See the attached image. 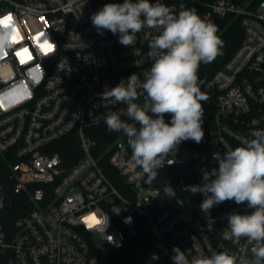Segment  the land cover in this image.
<instances>
[{
    "label": "built area",
    "instance_id": "obj_1",
    "mask_svg": "<svg viewBox=\"0 0 264 264\" xmlns=\"http://www.w3.org/2000/svg\"><path fill=\"white\" fill-rule=\"evenodd\" d=\"M122 2L0 0V18L11 14L20 33L13 49L0 57V154L9 163L3 202L15 231L8 241L0 218V259L9 249L11 264H101L142 225L151 247L130 264H173L174 247L189 259L220 251L243 255L251 247L245 239L222 238L228 214L250 212L246 204L226 201L209 214L201 212L203 195H192L186 186L201 185L204 171L218 169L214 153L234 150L252 138L250 130L264 129V63H257L264 54V0H159L176 13L194 9L217 26L219 36L234 23L243 33L211 76L218 115L197 166L174 180L180 182L170 203L129 163L124 135L110 132L104 122L107 113L126 105L100 94L133 73L143 80L152 63L149 42L158 34L145 29L133 47L121 45L119 34H99L92 14L106 3ZM224 118L233 121L223 125ZM96 128L105 131L103 142L94 136ZM65 138L75 140L76 149L63 157L56 148ZM190 142H182L169 157L174 163L159 170L180 162ZM108 164L122 191L105 172Z\"/></svg>",
    "mask_w": 264,
    "mask_h": 264
},
{
    "label": "clouds",
    "instance_id": "obj_2",
    "mask_svg": "<svg viewBox=\"0 0 264 264\" xmlns=\"http://www.w3.org/2000/svg\"><path fill=\"white\" fill-rule=\"evenodd\" d=\"M90 19L99 34L104 30L119 34L118 42L126 47H133L137 34L145 29L158 32L149 42L147 57L152 63L143 80L133 73L115 87L106 86L100 94L105 101L126 105L107 113L104 122L110 132L124 135L131 149L129 163L139 167L151 184L160 168L174 163L169 157L182 142L203 141V104L209 97L201 90L198 72L201 64L212 63L223 54L224 41L217 26L194 9L176 13L159 0L106 3ZM19 38L13 16L0 18V57L6 56ZM257 63H264V54L257 56ZM166 115H170V122H166ZM249 135L252 138L244 145L223 155L214 153L218 169L204 171L203 183L186 186V190L203 195L200 209L208 214L226 201L246 204L250 212L228 214L222 238L233 242L245 239L250 249L243 255L220 251L189 259L174 247L173 264H264V129L250 130ZM165 192L175 195L168 185ZM107 227L108 218L102 230Z\"/></svg>",
    "mask_w": 264,
    "mask_h": 264
},
{
    "label": "trees",
    "instance_id": "obj_3",
    "mask_svg": "<svg viewBox=\"0 0 264 264\" xmlns=\"http://www.w3.org/2000/svg\"><path fill=\"white\" fill-rule=\"evenodd\" d=\"M242 31L241 28L236 24L229 25L221 34V38L224 41V47L222 50V55L218 56L217 59L208 65H201L199 68L198 75L200 77L202 91L206 92L209 100L207 103L203 104L205 114H204V122H203V129H204V138L203 141L199 144L190 142L187 144V148L194 149L198 152H202L204 150L203 143L205 141V136L207 131L214 126L217 108L214 101V96L216 89L211 82V76L216 68L227 60L229 55L235 49V47L239 44L242 38ZM94 136L96 137L97 141L103 142V128H96L94 131ZM62 145L57 147L56 149L59 151L61 156H65L70 150L76 149L75 148V140L70 141V139L65 138L61 140ZM14 162L13 160H10ZM8 162L5 160V157L0 154V187L4 189L6 194L9 191V184H8ZM105 172L109 175L119 190L122 191V187L117 179V173L113 169L112 166L109 164L105 166ZM147 177L145 175V182ZM180 181H175L174 186L177 187ZM147 183V182H146ZM151 247V241L149 239V235L145 230V227L138 226V235L135 237L128 238L125 244L120 249H115L111 251L105 258L102 259L101 264H130L131 261H139L142 255Z\"/></svg>",
    "mask_w": 264,
    "mask_h": 264
},
{
    "label": "water",
    "instance_id": "obj_4",
    "mask_svg": "<svg viewBox=\"0 0 264 264\" xmlns=\"http://www.w3.org/2000/svg\"><path fill=\"white\" fill-rule=\"evenodd\" d=\"M233 120L229 118H224L222 120L223 125H227L228 123L232 122ZM200 160V153L194 152L193 149H188L185 153L183 159L178 162L177 164L164 169V170H158L157 178L151 183L153 187H156L160 191V198L164 203H170L175 196H169L165 192V186H170L175 194L176 190L174 188L173 182L175 179L182 178L186 175H188L198 164ZM4 190L2 187H0V218L4 219V221L7 224L8 227V241L13 237L14 235V228L11 223L10 214L8 211L4 210L5 204L3 202L4 199ZM1 262H4L5 264H11L12 258L10 256V251L8 249V257L5 259H0Z\"/></svg>",
    "mask_w": 264,
    "mask_h": 264
},
{
    "label": "snow or ice",
    "instance_id": "obj_5",
    "mask_svg": "<svg viewBox=\"0 0 264 264\" xmlns=\"http://www.w3.org/2000/svg\"><path fill=\"white\" fill-rule=\"evenodd\" d=\"M9 19H11L10 17H9ZM41 35H43V34H41ZM45 44L47 45V47H46V51H51V48H52V45L51 44H48L47 43V40H45ZM24 52H26L27 50L25 49V50H23ZM18 55H20V53H17ZM97 223H99V221H97ZM89 226H91V225H89Z\"/></svg>",
    "mask_w": 264,
    "mask_h": 264
},
{
    "label": "rangeland",
    "instance_id": "obj_6",
    "mask_svg": "<svg viewBox=\"0 0 264 264\" xmlns=\"http://www.w3.org/2000/svg\"><path fill=\"white\" fill-rule=\"evenodd\" d=\"M217 115H218V114H217ZM225 131L228 132V133H231V132H232L229 128H226ZM204 145H205V141H204V143H203V147H204Z\"/></svg>",
    "mask_w": 264,
    "mask_h": 264
}]
</instances>
